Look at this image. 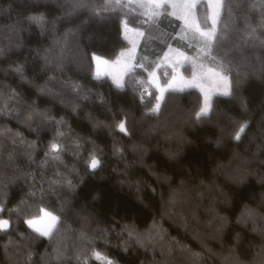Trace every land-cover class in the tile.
I'll return each mask as SVG.
<instances>
[{"label": "trees", "instance_id": "obj_1", "mask_svg": "<svg viewBox=\"0 0 264 264\" xmlns=\"http://www.w3.org/2000/svg\"><path fill=\"white\" fill-rule=\"evenodd\" d=\"M120 5L0 0V219L9 221L0 264H102L90 258L93 249L116 264H264V0L222 1L214 59L195 38L180 37V19H149L130 0ZM40 15L43 25L29 20ZM197 17L210 27L205 0ZM123 22L143 31L142 66L117 88L109 75L94 78L92 57L112 61L129 45ZM171 45L209 68L230 69L232 95L215 94L205 118L195 116L203 103L196 87L167 90L157 114L148 113L156 99L150 73L162 84L172 77L169 66H158ZM120 120L127 135L115 127ZM58 131L65 150L54 160L45 153ZM94 147L102 166L90 173ZM65 178L74 191L61 186ZM37 206L61 218L53 240L24 222ZM154 222L144 247L121 231L135 224L145 233Z\"/></svg>", "mask_w": 264, "mask_h": 264}, {"label": "rangeland", "instance_id": "obj_2", "mask_svg": "<svg viewBox=\"0 0 264 264\" xmlns=\"http://www.w3.org/2000/svg\"><path fill=\"white\" fill-rule=\"evenodd\" d=\"M130 1H133L138 6L143 7L149 19H152V17L161 18L166 13L180 19L182 22L180 29V37L187 41H192L191 38H195V44L199 45V47L204 52H207L208 49L205 46V37L200 35V31H209L211 29L212 17L217 11L219 12L220 16L223 0H219L221 4V7L219 9L215 7L217 0H205L207 6L210 3L213 5L212 7L208 6L209 19L211 23L210 27L208 28L202 27L197 17V3L200 0H196L195 8H189L187 6L192 2V0H165L163 5L160 7H157L154 4H149L148 0ZM125 24L126 23L123 22V36L129 42V45L125 47L114 60L110 61L116 62L117 58H119L118 62L110 63L107 66V70L105 71L109 74L113 81H119L121 84H123L124 74L128 70L136 68L137 66H142L141 62H137V54L139 50V45L142 40L143 31L139 28L127 24L125 26ZM197 25H199L200 31L196 30ZM217 26L218 22L216 25V30ZM211 41L209 42L210 44ZM193 42L194 41H192L191 43ZM121 53H123V55H121ZM186 63H189L190 65H192V67H183ZM158 66H169L172 69L173 74L166 84H162L160 82L156 70L150 73L149 80L156 93L155 104L153 108L148 110V113L150 115L157 114L161 105V97L163 98L164 92H166L167 90H182L190 87H196L200 89L203 93V103L201 106L203 107L206 104L210 105L211 99L215 94L223 95V93L225 91H228L230 88L229 78L225 72L214 68H209L206 65H203L200 61H197L193 55L188 54L184 50L172 45L168 47L167 50L164 52L158 62ZM104 67V65H101V72L105 70ZM210 69H214L215 71H210ZM216 72H221V75L225 76L226 79H221L220 76H217L215 74ZM157 104L159 105L158 110L153 111ZM47 197L49 199V203L53 207L62 210V204L55 197H53V195H49Z\"/></svg>", "mask_w": 264, "mask_h": 264}, {"label": "snow or ice", "instance_id": "obj_3", "mask_svg": "<svg viewBox=\"0 0 264 264\" xmlns=\"http://www.w3.org/2000/svg\"><path fill=\"white\" fill-rule=\"evenodd\" d=\"M165 0H148L149 4H154L157 7H160L163 5ZM116 6H121L120 5V0H115ZM110 5H106V7H109ZM189 8H195L196 7V0H192L190 4L187 5ZM209 7H212L213 5L210 3L208 5ZM215 7L219 9L221 7V4L219 0H217V3L215 4ZM207 19L208 17L205 16V26H207ZM219 19V12L217 11L214 16L212 17V26L209 31H200L199 25H197L196 30L200 31V35L205 37V46L207 47V52H205V55L209 59H214L212 57V47L211 44L209 43L215 36H216V25ZM30 21H35L41 25L44 23V17L43 15L40 16H33L29 17ZM126 26V24H125ZM253 31H255L253 29ZM170 47V46H169ZM123 55V53H121ZM92 60L96 63V71L94 73V78L95 79H101L102 76L105 74L100 71L101 65L108 66L110 63H117L119 58H117L116 62H110L108 60H105L104 58L100 56H96L93 54ZM215 62V61H214ZM218 67L221 69L222 72L230 71V69H227L223 62L218 63ZM16 72H21L20 68L15 69ZM210 71H215L214 69H210ZM217 76H220L221 79H226L225 76L221 75V72H216L215 73ZM117 88H122L123 84H121L119 81L114 80L113 81ZM74 90L78 91L79 88L78 86H74ZM223 95H232V91L229 88L228 91H225ZM159 105L157 104L156 107L153 109V111L158 110ZM211 111V106L210 105H205L200 108V110L195 114L196 119L200 120L201 118H205L209 115V112ZM57 124H66V121H58L56 122ZM115 127L119 129L120 132L124 133L125 135L128 134V128L126 127V121L125 120H120L118 123H116ZM247 127V123L245 122L244 124L240 125L238 130L234 134V139L239 141L241 138V134L245 132V129ZM18 135V134H17ZM65 133L58 131L56 133V137H54L53 142L50 143L48 147V151H46L45 155L50 156L54 160H60L61 159V153L65 150V146L62 143L56 142V139L59 137L64 136ZM29 147H32L30 144ZM81 145L77 141L75 143V148H76V155L79 156V149ZM120 152V149L114 146V153L118 154ZM87 168L90 170V173H94L97 169H100L102 166V160L100 159V154L99 150L97 148H93V150L88 154V158L85 161ZM56 183H59L57 181ZM123 183V181H122ZM61 186L67 188L69 191H74L75 190V185L73 184L71 179L65 178L61 184ZM29 195L35 196V192H31ZM26 201H22L21 204H25ZM4 211V206L0 205V212ZM11 211H16L18 215L20 214L19 209H13ZM249 215H251L249 213ZM61 218L54 214V211H49L46 207L43 206H37L36 211L34 214H32L31 218L25 219V223L28 225L29 228L32 229L33 232L37 233L41 237H48L50 240L54 239V229L58 231L57 225L60 223ZM9 226V221L5 219H0V231H5ZM156 228L155 222L149 228L145 233H140L135 224H125L122 226L121 231L122 232H127L129 240H135L136 243L144 247L145 246V241L151 242V236H152V231L153 229ZM124 250L127 251V242L124 244ZM199 256V254H195ZM79 258V257H78ZM90 258H95L96 260H99L102 262V264H116V262L109 258L106 254L96 251L95 249L92 250L91 257ZM84 264H87V261L85 260Z\"/></svg>", "mask_w": 264, "mask_h": 264}, {"label": "crops", "instance_id": "obj_4", "mask_svg": "<svg viewBox=\"0 0 264 264\" xmlns=\"http://www.w3.org/2000/svg\"><path fill=\"white\" fill-rule=\"evenodd\" d=\"M96 64V63H95ZM105 70H103L102 72L105 73L104 75H109L107 72H105L107 70V66L104 67ZM95 71H96V68H95ZM103 75V76H104ZM165 93V92H164ZM161 100H162V97H161ZM161 100H160V104H161Z\"/></svg>", "mask_w": 264, "mask_h": 264}]
</instances>
